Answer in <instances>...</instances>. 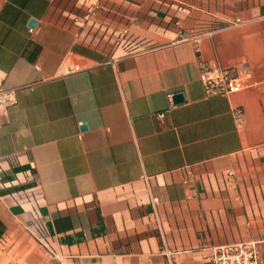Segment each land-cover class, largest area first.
I'll return each instance as SVG.
<instances>
[{"label":"crops","instance_id":"crops-1","mask_svg":"<svg viewBox=\"0 0 264 264\" xmlns=\"http://www.w3.org/2000/svg\"><path fill=\"white\" fill-rule=\"evenodd\" d=\"M0 88V264H264V0H0Z\"/></svg>","mask_w":264,"mask_h":264},{"label":"built area","instance_id":"built-area-1","mask_svg":"<svg viewBox=\"0 0 264 264\" xmlns=\"http://www.w3.org/2000/svg\"><path fill=\"white\" fill-rule=\"evenodd\" d=\"M198 36H194L197 38ZM247 70L236 68H221L215 63L201 62L199 78L207 95H227L239 92L247 84L249 78ZM15 89L0 88V119L7 114V109L16 103ZM236 120L240 119L241 110L235 109ZM154 201H157L154 198ZM34 237L41 240L44 229L35 227ZM54 255V254H53ZM212 264H259V249L255 241H245L224 244L214 247L211 251Z\"/></svg>","mask_w":264,"mask_h":264},{"label":"water","instance_id":"water-1","mask_svg":"<svg viewBox=\"0 0 264 264\" xmlns=\"http://www.w3.org/2000/svg\"><path fill=\"white\" fill-rule=\"evenodd\" d=\"M30 24H33V20L31 21ZM173 100H174L175 103L182 102V101H183V96H182V94H180V93L174 94V95H173Z\"/></svg>","mask_w":264,"mask_h":264}]
</instances>
